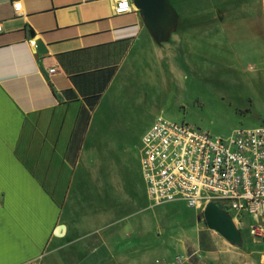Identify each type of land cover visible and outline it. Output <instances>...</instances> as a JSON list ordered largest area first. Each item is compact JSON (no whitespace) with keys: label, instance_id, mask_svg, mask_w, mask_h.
I'll use <instances>...</instances> for the list:
<instances>
[{"label":"crops","instance_id":"0c3cea01","mask_svg":"<svg viewBox=\"0 0 264 264\" xmlns=\"http://www.w3.org/2000/svg\"><path fill=\"white\" fill-rule=\"evenodd\" d=\"M13 1L0 0V264H37L52 244L70 243L69 217L61 216L72 211L73 197L86 194V141L96 127L111 124L110 99L134 75L143 51L171 42L198 16L183 11L190 17L180 18L174 7L182 0H167L175 21L156 43L139 11L115 14L117 0H19L17 13ZM226 16L209 12V25ZM262 34L264 40V28ZM253 35L249 43L262 41L261 32ZM88 208L77 204L74 211ZM78 218L74 264H133L126 249L112 254V242L127 240L132 228L117 220L115 208L104 221ZM99 243L107 246L105 262L86 257Z\"/></svg>","mask_w":264,"mask_h":264},{"label":"rangeland","instance_id":"374dc122","mask_svg":"<svg viewBox=\"0 0 264 264\" xmlns=\"http://www.w3.org/2000/svg\"><path fill=\"white\" fill-rule=\"evenodd\" d=\"M180 7H174L180 18L186 11L198 20L190 18L186 23L192 26L173 33L171 42L143 51L134 75L110 99L111 124L96 127L86 141V194L72 199L74 207L89 208L79 215L73 207L61 216L69 217L70 243L52 244L37 264L76 263L78 217L85 221L98 215L104 221L110 208L117 210L118 221L132 226L127 240L118 236L112 242V249L117 246L112 254L126 249L133 253V264H148L149 258L152 264H264V243L249 235L248 216L243 217L240 244L231 245L206 227L203 209L182 201L153 205L145 196L140 137L157 116L215 138L264 125V0H182ZM218 11L226 13V19L209 25V12L216 19ZM184 23L180 20V26ZM260 32L262 41L249 43ZM105 247L99 243L90 252L88 247L86 257L101 255L105 262Z\"/></svg>","mask_w":264,"mask_h":264},{"label":"built area","instance_id":"2783aa9c","mask_svg":"<svg viewBox=\"0 0 264 264\" xmlns=\"http://www.w3.org/2000/svg\"><path fill=\"white\" fill-rule=\"evenodd\" d=\"M20 8V1H13L14 12ZM133 9L131 0H117L114 12ZM29 44L36 47L35 41ZM139 168L151 204L182 201L202 210L210 201L220 202L233 212L239 230L248 216L249 235L264 243V125L215 138L159 115L141 136Z\"/></svg>","mask_w":264,"mask_h":264},{"label":"water","instance_id":"95a60500","mask_svg":"<svg viewBox=\"0 0 264 264\" xmlns=\"http://www.w3.org/2000/svg\"><path fill=\"white\" fill-rule=\"evenodd\" d=\"M139 11L143 22L156 43L168 37L175 21L174 12L167 0H131ZM221 19V15L218 14ZM203 220L209 230L215 231L231 245L241 242L240 230L220 202H208L203 208Z\"/></svg>","mask_w":264,"mask_h":264}]
</instances>
